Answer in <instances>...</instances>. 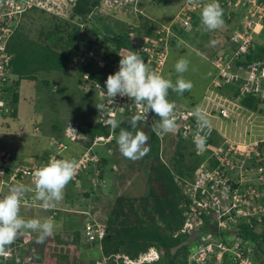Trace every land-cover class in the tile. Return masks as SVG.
Returning a JSON list of instances; mask_svg holds the SVG:
<instances>
[{
  "label": "built area",
  "instance_id": "2783aa9c",
  "mask_svg": "<svg viewBox=\"0 0 264 264\" xmlns=\"http://www.w3.org/2000/svg\"><path fill=\"white\" fill-rule=\"evenodd\" d=\"M70 1L73 0H0V118L13 112L14 98L11 90L13 55L9 51V44L16 32L23 27L25 14L34 8L50 13L55 9L62 11ZM122 1L116 2L124 5ZM106 2L114 3L115 0ZM210 2L212 0H195L193 3L187 0L180 12L183 16V26L193 27L194 20H200L204 4ZM218 2L223 10L230 11L227 20L232 18V12H242L243 19L239 28L230 35L236 50L219 56L216 66L221 68L224 76L237 85L240 97L262 94L264 98V47L255 42L256 36L264 39V0H218ZM173 35V29L169 26L161 27L152 36L141 35L139 27L132 28L128 35L130 46L124 48L121 55L137 52L151 69L162 75L168 60V45ZM249 58H252L251 62ZM244 60L247 61V65L237 66L239 71L237 74L229 72L234 68L233 62ZM95 62L99 69L108 66V62L102 58L96 57ZM112 66L114 72L119 70V62ZM85 79H89V76L86 75ZM96 88L98 98L105 107L100 118V123L104 127H110L109 119L117 120L125 115L134 116L143 112V107L137 106L129 98L117 96L112 102L106 96V89L99 84H96ZM200 107L208 118L218 117L220 122L225 120L231 127L239 116L236 103L227 99L221 100L216 94L205 97L204 105ZM174 112L178 125L176 132L160 137L164 140L182 135L184 140H190L194 145L195 153L204 157L194 177L185 179V183L181 184L188 200L184 207L189 209L185 213L187 216L185 224L175 237L180 234L198 235L196 247L189 255L187 264H262L256 255L255 243L245 235L243 227L254 231L264 228V135L255 141L253 135L243 132L241 128L226 133L219 127V123L213 124L210 129L205 130L207 132L205 148L197 152L193 140L197 132L195 108L176 106ZM146 116L147 120H141L142 122H156L152 112ZM40 129V126H35L34 132L39 133ZM216 133L220 141L214 144ZM113 138V133L108 137L98 136L92 147L80 154L76 160L79 167L74 180H78L79 175L89 174L95 184L105 185L101 177L104 174V167L100 165L101 160L95 148L111 142ZM81 139L87 138L80 132L77 124L70 122L64 137L53 138L51 143L53 151L48 157L17 166L13 163L15 161L12 154L0 149V197L5 196V189L8 186L26 180H29L34 188L35 173L53 157L66 159L64 154L68 150V143ZM83 213L86 215L84 235L87 241L101 242L106 237V224L97 218L96 213L92 214L89 210ZM55 214L57 212L53 217ZM203 215H208L215 222L214 232L202 233L205 224ZM25 243L26 240L22 243L15 241L7 249L8 255L0 257V264H14L13 261L21 264L23 262L21 248ZM162 256L163 251L158 247H151L138 256L131 257L126 250L118 249L116 246L111 259L116 264H155Z\"/></svg>",
  "mask_w": 264,
  "mask_h": 264
},
{
  "label": "rangeland",
  "instance_id": "374dc122",
  "mask_svg": "<svg viewBox=\"0 0 264 264\" xmlns=\"http://www.w3.org/2000/svg\"><path fill=\"white\" fill-rule=\"evenodd\" d=\"M123 1L128 4V6L125 5L123 8H120L119 6L111 4L106 13L101 7L90 11L89 14L92 20L89 19L88 14L75 15L78 5H76V9L71 16V7L63 12H61L60 9H55L51 13L46 10L34 11L30 13L28 17L25 16L23 28L20 29L21 34L28 36L31 40L43 43L52 49H56V47L61 44V39L67 37L70 39L75 35L74 31L76 29L78 32L81 30V34L79 35L77 33L79 36L76 34V37L78 36V39H82L83 35H88L86 34L87 32H93L97 29L101 30L102 28H105L107 31L110 29L114 33L117 32V35H120L123 33L122 31H128V28H135L129 26V23L141 27L144 21H163L164 17L166 18L164 24H170L184 2V0H142L140 7L137 5L136 0ZM58 14L62 16H58ZM132 14L135 17L133 19L132 17L130 18ZM136 18L137 20H135ZM242 19L243 18H241V20ZM237 20L239 21L240 17H238ZM197 23L200 25V20H197ZM234 23L237 25L235 21ZM233 25L225 24L223 29H218L214 32L204 31L205 35L202 33L198 37L183 32L178 28L176 29V34H178L176 38H174L175 40L173 39L168 45L170 49L169 56L163 69L162 76L166 79H170L175 84L180 75L175 71L176 62L181 58L190 62L189 70L182 75L186 81H191L194 86L191 91H185L187 93L184 92L183 95L178 98V101L181 102L179 104L180 106L192 107L190 105L195 102L197 105H200L204 97L205 88L217 75L212 64V59L217 49H222V41H218L212 37V33H217L218 38H221L225 44L224 46H226L227 42L225 36L232 34L234 30ZM176 26L181 28L178 20H176ZM198 32H201V30ZM51 35L55 37L53 41L49 38ZM108 38H111L110 33H106L104 39L100 42L102 43ZM211 41L217 42L215 46H210ZM89 42L90 41L81 46L84 48V45L90 44ZM259 44L264 46L262 40L259 41ZM64 45H67L65 46L67 49L70 47V44ZM74 45L75 44H71L73 53H79L78 50L73 47ZM77 46L78 45H76V47ZM98 47L99 44L94 47V52ZM67 56L70 57V64L67 70H55L52 72L43 71L37 75L36 80L27 79L22 81L21 88H19L20 101L13 107V109L15 108L14 111L16 110V115L14 116V112L11 111L6 115L8 118L3 119V121L9 124L5 132L12 134L11 137L4 138V140L8 139L11 141L7 142L6 151L11 154L14 152L15 155L21 152V155L26 156L28 159L30 157L42 155L44 154L43 152L49 149L50 143H52L53 140L52 137L59 136L54 128L56 124L61 126L65 125L66 127L70 121L77 123L94 121L98 116L102 115V108L105 107L97 97L98 92L96 91L94 93L91 87V82L93 81H91V79L86 80L85 78V80H83L80 75L82 73L80 63L76 61L74 56ZM244 74L247 75V72ZM85 76L86 75H84V77ZM80 78L82 79V84L80 83ZM13 80H15L14 77ZM46 82L50 85L46 84ZM174 94L178 96V93L174 92ZM1 119L2 118H0V121ZM209 119L211 125H216L220 122L218 117H210ZM244 123L245 122H243V124ZM34 124L39 125L41 128L38 135L34 133ZM242 128L243 132H249L250 130L248 124L243 125ZM238 129L239 127L234 131ZM135 130L144 131L149 136V145L152 141V133L148 127L145 124H138V128ZM256 133L257 129H254L252 135L255 141L258 140ZM190 142V140L183 142V146L186 148L187 155L185 156L187 161L194 157L192 155V152H194L193 145ZM179 143V137L163 140L161 143V151L159 152V159H157V157H150L148 152L145 157L136 161L125 158L119 152L118 146L114 149L112 148L113 156L110 161L114 163L116 169L112 175L109 186H112L114 194H112V196H107L105 200L95 202L99 205L97 210L101 211L102 214H104L106 210L108 212L114 211L116 215L120 216L123 210L127 211V213L130 211L128 204L129 201H133L135 210L130 211L131 222L139 224L140 217L136 216L133 211H138L143 205L144 200H151L152 189L162 198L169 195L167 182L157 181V178L161 177L160 172L157 171V166L166 164L174 170L173 160ZM71 146L82 151L80 147L75 144ZM71 146L68 155L72 153ZM84 146L85 145H83V147ZM0 147V149L5 148L3 144H1ZM109 147V145H99L95 148V151L100 156H107ZM12 156L14 157L13 154ZM197 156L198 155L194 158L197 159ZM110 190H104L107 193L103 191V194H109ZM118 197L123 198L120 205L117 203ZM72 200L73 198L64 196L60 202L55 203L62 207L61 213L63 214L53 219L56 227L53 233L47 237L48 241L46 244H41L39 246L37 253L39 256H37V260H34V262H36L35 264H95L96 260L100 259L101 255H103L98 245L92 247L86 244L85 240L82 239V228L80 229V226L81 222L84 220L82 212L85 210L84 208H80V205L70 206L69 203L72 202V204H74ZM83 200L84 199H81V201ZM87 202L92 207L94 206V204H91V201L88 200ZM38 203L42 204V202ZM89 209L91 210V208ZM27 210L28 209L21 210V216L25 219L28 217ZM34 211H42L40 212L41 216L36 215L39 218L41 217V220L53 217L51 212L46 209H29L31 214H33ZM29 217L32 219L31 216ZM150 218L151 216L149 215V221L151 222L152 220H150ZM125 220V218L123 219V217L120 216L115 220V225H119L121 224L120 222ZM27 232H30L31 236L29 233H25L21 238H25L26 245L24 248L29 251L27 255H30L36 247L33 246V244L38 245V243H35L38 239V233L32 231ZM52 236H54L53 239ZM42 245H46L45 247L48 249L47 254H45V249H43L44 246ZM115 246L120 247L119 244ZM195 247L196 243L189 245L191 253L194 251ZM120 249H124L127 252L129 251L126 248L120 247ZM45 256L46 258H44ZM41 259H45V261L42 262Z\"/></svg>",
  "mask_w": 264,
  "mask_h": 264
},
{
  "label": "trees",
  "instance_id": "16d2710c",
  "mask_svg": "<svg viewBox=\"0 0 264 264\" xmlns=\"http://www.w3.org/2000/svg\"><path fill=\"white\" fill-rule=\"evenodd\" d=\"M142 0H136L137 5L141 7ZM101 0H79L78 8L76 10L75 15L82 14L87 15L90 11L100 6ZM134 17V15H130V18ZM136 20V19H135ZM226 22V21H225ZM131 25V24H129ZM131 27H135L132 25ZM162 27L160 22H155L153 20L144 21L139 27L140 33L144 35H155L157 30ZM23 28V27H22ZM21 28V29H22ZM109 29V28H108ZM132 29V28H131ZM107 31V30H106ZM129 31V30H128ZM128 31H122L120 35H117V32H113L109 29L107 31L111 34V38L105 39L102 43H99V47L95 49V52L92 54V45L91 41L89 45H84V48L81 46L82 44L88 42V35H83L82 39H78V36L81 32H78L76 29L75 35L70 38H62L61 44L56 47V49H52L51 47L31 40L28 36L21 34V30L17 31L12 40L9 44V51L11 54H14L13 59V76L17 79L13 80L12 78V87L11 90L13 92V105L16 106L19 103V88L23 80H36L37 75L40 72L48 71L52 72L55 70H67L68 65L70 64V56H74L76 61L80 63L82 69V79L85 80L84 75H88L89 79L93 81L91 82V87L94 90V93L97 91L96 83L101 85L103 89H106V80L108 75L115 74L112 64L116 62H120L121 59V51L124 48H128L130 46V39L128 36ZM79 35H78V34ZM204 34V31L198 32L195 37H198L201 34ZM76 34L78 35L76 37ZM227 37V38H226ZM50 40L53 41L55 37L51 35ZM225 40L228 42H232L229 35L225 36ZM64 44H70V47L67 49ZM71 44H75L76 50L79 53H73V49ZM76 45H78L76 47ZM72 50H71V49ZM82 56H79V55ZM120 54V55H119ZM96 57L102 58L103 60L108 62V66L105 69H99L96 65ZM252 60L249 59V62ZM244 64L243 62L238 63V65ZM247 65L244 64L243 66ZM81 79V78H80ZM81 79V84H82ZM46 84L50 85L48 82ZM181 95H175L174 92L170 89L168 100L170 102L178 101ZM98 97V96H97ZM99 99V98H98ZM100 101V100H99ZM101 102V101H100ZM102 103V102H101ZM255 100L250 99L244 102V105L248 106L251 109L256 110L255 107ZM260 103V101H259ZM258 103V104H259ZM257 110H259V106H257ZM104 109L102 108V113ZM101 113V114H102ZM14 116L16 115V111L13 113ZM152 116L155 118L156 122H159V117L152 113ZM133 115H125L122 117L117 118L120 121V127L115 130L114 139L109 145V149L107 152V156H100L96 151L97 155L100 157L101 163L104 174L101 177L105 181L104 186H98L92 181V177L90 178L89 174L87 175H79L78 180L71 181L64 192V196L67 198H73L74 204L69 203L70 206L73 205H80L82 207H89L90 204L87 202L88 200L91 201V204H94L92 207L93 212H97L101 215L102 219H104V223L106 224V238L102 241V251L103 257L105 259V264H116L111 258L113 251L115 249V245L119 244L121 248H126L129 251L131 257H136L140 253L147 251L152 246H156L161 248L163 251L162 259L157 262L156 264H187L188 257L191 253L189 246H180L188 241L189 235L187 234H180L178 237H175V234L180 232L183 228L187 216L185 215L186 211L189 209L184 207V204L188 203V200L183 193L181 184H184L185 179H192L194 174L198 170L201 163L204 161V157L197 156L198 160L195 159L196 153L195 151L192 152L194 156L192 159L187 161L185 155L186 148L183 146L184 138L180 135V143L177 145V150L175 154V158L173 160L174 170L167 166L166 164L158 165L157 171L160 172L161 177L157 178L159 182H167L168 187V194L163 198L156 194L155 190H151V200L146 199L144 200L143 205L138 211H133L134 214L139 219V224L136 222H131V210H135V205L133 201H129V208L130 211H122L120 216L125 218L126 220L120 222L121 224L115 225V220L119 218V215L116 213L105 211L102 214L101 211L97 210L99 207L98 204L95 202H100L101 200H105L107 196H112L114 194L112 190V186H109L111 183L112 175L115 172L114 163L110 161L112 159L113 153L112 150L118 146L116 142V137L119 134L121 129L129 130V131H136L135 129L131 128L129 121ZM100 116L96 118L94 121H83L80 122L81 132L86 136L85 139L78 140L77 142L68 143L69 148L71 145H77L80 147V150L75 149L71 146L72 150V159L77 160L80 157V154L83 150L92 147V143L97 136L106 135L108 136L110 131L109 128L104 127L100 123ZM139 124H145L148 129L152 133V141L150 142V157H157L159 159V152L161 151V137L157 136L155 132L152 131V123L150 122H142L140 121ZM55 130L58 132L57 138H62L65 131V125H55ZM138 128V126H137ZM136 128V129H137ZM35 133V132H34ZM39 134V133H35ZM160 141V143H159ZM82 145V146H81ZM83 145H85L83 147ZM83 147V148H82ZM181 147V148H180ZM113 148V149H112ZM194 148V145H193ZM111 150V152H109ZM51 149L48 155L52 152ZM81 152V153H80ZM79 153V154H78ZM184 154V155H183ZM44 156L45 157H48ZM66 158V157H65ZM14 159V158H13ZM67 159V158H66ZM187 162V163H186ZM14 163V162H13ZM16 166L18 164L14 163ZM93 172H91V175ZM181 176V177H180ZM112 185V184H111ZM106 189H111L109 194L104 195L103 191ZM72 190V191H70ZM105 192V191H104ZM107 193V192H105ZM6 195V194H5ZM81 199H84L81 201ZM123 198L118 197L117 203L119 205L122 203ZM36 202V203H34ZM39 201H33V205L40 206L41 204L38 203ZM79 202V203H78ZM41 203V202H40ZM117 205V204H115ZM62 208V207H61ZM60 207H50L49 210L52 215L55 212V219L60 217L63 213H61ZM124 208V207H123ZM39 209V208H38ZM45 210V209H44ZM149 215L151 216L149 221ZM53 220V218H51ZM204 219V227L202 228V233L208 232L210 228L211 222L208 215H203ZM55 222V221H54ZM243 231L245 235L250 238L256 245V250L259 254V258L261 262L264 264V228H259L257 230H248L246 226L243 227ZM118 247V249H120ZM124 250V249H122ZM184 253V255H183ZM97 264V260L96 263Z\"/></svg>",
  "mask_w": 264,
  "mask_h": 264
},
{
  "label": "clouds",
  "instance_id": "9594fccd",
  "mask_svg": "<svg viewBox=\"0 0 264 264\" xmlns=\"http://www.w3.org/2000/svg\"><path fill=\"white\" fill-rule=\"evenodd\" d=\"M116 1L117 0H115L114 3L111 2L107 3L106 0L104 1L101 0L99 7L104 9L105 10L104 12L106 13L109 10L110 7L109 5L111 4H113L114 6H119L120 8H123L125 5L128 6V4H126L124 1H122L123 3H125L124 5H119V3ZM186 1L187 0L184 1V4L180 8L179 12L177 13L172 23L162 24V27L169 26L173 29L174 35L171 38V41H173V39L176 38V35L178 34V33L176 34V29L177 28L179 29V27L176 26V20L180 22V27L183 32L192 34L193 36H195L199 30L205 32H214L218 29H223L225 24H231V25L234 24L233 26L235 30L239 28V26L242 23L241 20V18H243L242 12H238V13L232 12L231 14L232 18L230 20H227L230 11H228V9L223 10L218 0H212V2L210 3H205L202 8V11L200 13V25L197 23V20H194L193 27L186 28L183 26V16L180 14ZM78 2L79 0L70 1L68 5L65 8H63L61 12L71 7L70 9V16H71L74 10L76 9V5H78ZM193 2H195V0H189V3H193ZM99 7L97 6V8ZM34 11H42V10L34 8L29 12H27L25 16L28 17L29 14ZM58 16H62V15L58 14ZM88 17L89 19L92 20L90 14H88ZM196 17L198 18V15ZM238 17H240L239 21L237 20ZM234 21L237 23V25L234 23ZM136 27L137 25H135V28ZM128 30H129L128 31V35H129V33L131 32V28L130 29L128 28ZM106 33L108 32L105 30V28H102L101 30L97 29L93 32L86 33L89 36L88 37L89 41H91L92 54L94 53L93 50L94 47L97 46L99 43H101L100 41L104 39ZM145 36H149V35H145ZM260 40L264 42V39L262 37L256 36L255 39L256 44L264 47L263 45L259 44ZM226 42L227 45L223 47V49L218 55L216 56L214 55L212 59V64L217 72V75L212 82V86L207 90V92L204 93V97L200 105H197V103L195 102L194 104L190 105L192 107L180 106L179 104L181 102L179 101L170 102L167 98L170 89L173 92H176L180 95H183L185 91L192 90L194 86L193 83L191 81H186L182 75L183 73L189 70L190 62L188 60L181 58L176 62L175 71L180 75L178 76L174 84L170 79L164 78L162 76L163 74L161 75L157 71L151 69L149 65L146 64V62L137 54V52H129L126 55L119 54L121 56L119 62L120 65L119 70L115 74L108 75L107 80L105 82L106 96L112 102H114V99L117 96L127 97L137 106L143 107V112L141 114L134 115L129 121L132 129H136L141 120H147V116H146L147 113L149 112L155 113V115L159 117V122L153 123L152 131L155 132L157 136H162L165 134H174L176 132L178 127L174 112L176 106L185 107V108H195L194 114L196 118L197 132L194 135L193 140L197 152H200L205 148L206 140H207V132L205 130L211 128L210 119L208 118L206 112L199 106H201L202 104L204 105L205 97H208L212 94L218 95L219 99L221 100H223L224 98L229 101H232L236 103V105L238 106L239 116L235 121L234 125L231 127L230 123H227L224 120L223 122H219V127H222L226 133H229L230 131L234 132V130L237 129L238 127L239 129L241 128L243 130L242 126L248 124L250 128L248 133L250 135H252V131L254 129H257V133H256L257 139L263 138L264 98H262V94L250 95L244 98L240 97L237 89L238 88L237 85L234 84L233 80H230L228 77L224 76L221 68H218L216 66V61L219 56H221L222 54H229L236 50V46L232 42H228V41ZM216 43H217L216 41H211L210 46H215ZM12 55L14 59V54ZM249 59L252 60V58ZM242 62L244 64L247 63L246 60ZM238 63H240V61L233 62L234 68L229 71L231 74L234 73L237 74L239 72L238 69L236 68L237 66H239ZM12 73H13V65H12ZM15 79H17V77H15ZM217 91H224L223 94L224 95L227 94L229 97L227 96L226 98V96H223L222 94L220 95ZM250 99L255 100L254 104L256 110L251 109L248 106L244 105V102ZM257 106H259V110H257ZM14 109L13 112H15ZM241 120L242 123L240 124ZM70 122L77 124L80 128L79 123L74 121H70ZM243 122L245 123L243 124ZM68 124L66 128L68 127ZM108 125L111 127V128L107 127L109 128L110 131L108 136H110L111 133H113L114 136L115 130L120 127V121L116 119H109ZM80 132H81V128H80ZM201 133H204V135H201ZM102 136H106V135H102ZM167 139L169 140L170 137H168ZM148 140H149V136L144 131H129L125 129H121L119 131L118 136L116 137V142L118 145L119 152L125 158L130 159L132 161L142 159L148 154V152L150 151ZM219 141H220V137L216 133L213 139V143L216 144ZM162 142L163 139L161 143ZM109 152H111V150H109ZM42 159H44V157ZM78 167L79 164L74 159L73 160L56 159L55 157H53L50 159L47 165L42 166L35 173L34 188L26 187L23 184H17L9 190V193L7 195L0 197V257H6L8 255L7 249L11 245H13L15 241H17L18 243H22L25 240V238H21V236H23L25 233H29L30 235V232L27 231L38 233V243H43L44 240L53 233L56 225L51 218H46L43 220L39 218L25 219L21 216L23 197L27 192H34L35 193L34 200L42 202L41 206L44 209H49L50 207H53L55 203L60 202L64 198L65 189L67 185L75 179L77 175ZM82 208H84L85 211L89 210L90 213L92 214L96 213L97 218H99L102 222H104V219H102L101 215L98 214L97 212H93L92 208L91 210L88 207H82ZM83 212L82 215L84 217V220L81 222V226H80V229L82 228V235H81L82 239L85 240L86 244L91 245L92 247L98 245V247H100L101 248L100 250L102 251L101 243L106 237L101 242L89 243L87 241L84 235V223H85L86 215ZM52 218L55 219V217ZM209 219L211 225L208 231L214 232L215 222L211 219V217H209ZM194 236L196 237V240L191 242L190 245L196 243L198 235L197 234L192 236L189 235V239ZM25 245L26 243L21 248L23 253L22 256L23 262L21 264H35L36 262H34V260L35 259L37 260V256H39V254L37 255L39 247L36 246L33 249L32 253H30V255H27V253L25 252V250L27 249L24 248ZM152 247H156V246H152ZM43 249H45L44 250L45 254H47L46 251L47 248L43 247ZM256 255L258 260L261 261L257 250H256ZM44 258H46V256ZM41 261L43 262L45 261V259H41ZM13 263L16 264L15 261H13ZM99 263L105 264V259L103 255H101L100 259H97V264Z\"/></svg>",
  "mask_w": 264,
  "mask_h": 264
},
{
  "label": "crops",
  "instance_id": "0c3cea01",
  "mask_svg": "<svg viewBox=\"0 0 264 264\" xmlns=\"http://www.w3.org/2000/svg\"><path fill=\"white\" fill-rule=\"evenodd\" d=\"M185 1V0H184ZM183 4H184V2H183ZM125 11V10H124ZM151 17V16H150ZM164 20H166V18L164 17V19H163V21H160V20H157L158 22H160L161 24H164ZM179 30H182L181 28H179ZM212 37H214L216 40H218V41H222V49H223V47H224V43H223V40L221 39V38H218V34L216 33V34H213L212 33ZM227 41V40H226ZM222 49H217V52L215 53V56L216 55H218L220 52H221V50ZM214 80V79H213ZM213 80L210 82V84L205 88V92H207V90L212 86V82H213ZM24 81V80H23ZM21 85H22V83H21ZM20 88H21V86H20ZM204 92V93H205ZM220 95L222 94L223 96H226V98H227V94L226 95H224L223 94V92L224 91H217ZM229 97V96H228ZM224 99V98H223ZM195 102V101H194ZM16 111V110H15ZM2 119H1V121H0V142H1V144H3L4 145V147L5 148H2L1 150H7L6 149V146H7V142H11L10 140H8V139H6V140H4V138H6V137H11V135L12 134H10V133H8V132H5V130H7V128L9 127V124L6 122V121H3V119H6V118H8L7 116H2L1 117ZM34 126H39V125H35L34 124ZM21 129H23V128H21ZM40 133V132H39ZM38 135V134H37ZM52 138H57V137H52ZM0 144V145H1ZM1 148V147H0ZM70 149V148H69ZM69 149L65 152V154H64V156L67 158V159H69V160H71L72 159V153L70 154V155H68V153H69ZM51 150V143H50V146H49V149L47 150V151H45V152H43L44 154H42V155H39V156H35V157H30L29 159L26 157V156H23V155H21V152H19V153H17L16 155H15V153L14 152H12V154L14 155V163H16V164H21V163H33V162H35V161H38V160H40V159H42L44 156H47L48 155V153H49V151ZM71 152H72V150H71ZM81 153V152H80ZM79 154V153H78ZM17 184H23V185H25L26 187H30V188H33V186H32V183L29 181V180H26V181H24L23 183H17ZM17 184H13V185H11V186H9V187H7L6 189H5V194L7 195L8 193H9V190L13 187V186H15V185H17ZM34 195H35V193L34 192H27V193H25V195H24V197H23V201H22V207H21V210L22 209H28L27 210V212H28V217H26L27 219H31L29 216H31L32 218H39L38 216L40 215L41 216V213L40 212H42V211H40V212H37V211H34V213L33 214H31L30 212H29V209L30 208H32V209H38V208H40V210L41 209H44L41 205L40 206H36V205H33L32 203H33V201H35L34 200ZM40 202V201H39ZM34 203H36V202H34ZM58 205L57 204H54V207H57ZM58 207H60V206H58ZM61 208V207H60ZM80 208H82V206L80 207ZM88 208H92L91 207V205L88 207ZM36 215H38V216H36ZM39 219H41V217L39 218ZM52 237H54V236H52ZM48 241V239L46 238L45 240H44V242L43 243H38V239L36 240V242L35 243H38V245L37 244H33V246H40L41 244H46V242ZM63 245V244H62ZM42 246H46V245H42ZM46 248V247H45ZM48 249H46V251H47ZM25 252L26 253H29V251L28 250H25Z\"/></svg>",
  "mask_w": 264,
  "mask_h": 264
},
{
  "label": "water",
  "instance_id": "95a60500",
  "mask_svg": "<svg viewBox=\"0 0 264 264\" xmlns=\"http://www.w3.org/2000/svg\"><path fill=\"white\" fill-rule=\"evenodd\" d=\"M195 240H196V237L194 236V237L190 238L187 242H185L184 244H182V245L180 246V248H181V247H184V246H189L190 243L193 242V241H195Z\"/></svg>",
  "mask_w": 264,
  "mask_h": 264
},
{
  "label": "bare ground",
  "instance_id": "6f19581e",
  "mask_svg": "<svg viewBox=\"0 0 264 264\" xmlns=\"http://www.w3.org/2000/svg\"><path fill=\"white\" fill-rule=\"evenodd\" d=\"M115 73V72H114ZM180 138V137H179ZM159 143H160V141H159ZM159 145H161V144H159ZM161 148V147H160ZM181 148V147H180ZM184 155V154H183ZM181 177V176H180ZM184 235V234H183Z\"/></svg>",
  "mask_w": 264,
  "mask_h": 264
}]
</instances>
